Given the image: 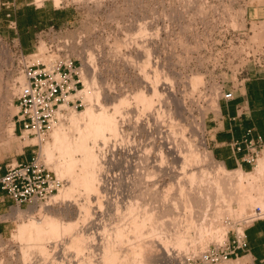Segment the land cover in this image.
Segmentation results:
<instances>
[{
	"label": "rangeland",
	"instance_id": "1",
	"mask_svg": "<svg viewBox=\"0 0 264 264\" xmlns=\"http://www.w3.org/2000/svg\"><path fill=\"white\" fill-rule=\"evenodd\" d=\"M9 1L12 0H0V6L3 7L2 4L8 3ZM25 1L27 3H31L32 4L31 7L46 6V10H49L48 12L49 16L51 15V17L48 19L50 21L33 29V33H32L33 46L31 44L28 45L24 44L23 51L25 52V54L30 55L36 52H40L42 54L41 56L45 58L46 53L48 52V48L50 47L51 44L57 46L61 41L69 40L71 42V51L82 62L83 69L81 68L80 70V76L82 70H84L86 73L89 72L87 74L90 75V77L92 76L91 78L94 79L93 80L94 83H95V79L97 81L94 84L95 88L94 85L92 87L93 90L95 91L98 90L95 92L97 93V95L94 94L95 99L93 100L94 101L93 104L95 103L94 105L97 106L98 111H101L100 107H102L104 112L105 111L107 112L108 110L109 112L107 113L110 115L113 113L112 115L114 116L116 115L115 111L116 112L118 111L116 110V108L117 109L122 108L123 109V110L121 109L122 111L126 110V113H124L119 109L118 111L119 113H117L115 117L116 120L119 119L118 121V123L120 122L119 126L122 125L120 126V128L121 127L122 129L125 128L124 129L125 132H127L128 134L131 133V136L129 135L130 137L129 138L128 134L123 132L124 130L122 131V129H120L119 131L120 133L112 132L111 134L110 132L107 131L106 134L108 140L107 143H106L107 140H105V138L100 137V139L103 141L98 139L97 142L98 148H95V151L97 152L98 155H99L98 151H100V156H102V158L103 157L106 158L103 159L101 158L100 161L99 158L98 161L100 163L98 161H97L98 163L97 162L96 163L98 164L97 166H100V164L103 162L101 164L102 168L98 167V170H101V172L104 175L106 174L104 177L106 180L105 179L103 180L106 183L105 187L106 188L108 187L107 190L105 188V192L103 194V196L105 195V197L104 198L102 197V200L104 201V199L106 198L105 199V203H106L108 198V201L113 203L112 197L114 196L113 205L114 207H117V210L115 211L113 210L112 212L108 211L109 212L108 215L106 214V218L108 220L107 223H106V218H104L105 221L104 219L97 221V222L101 221V223L99 222L98 224H96L97 228L98 227L100 228L102 226L104 229H102L101 227V229L98 228V230L100 231L94 229V231L91 232L92 236L90 234L89 237L93 241L91 242V240L89 239L86 241L88 242L87 244L85 243L86 245L83 243L86 247L88 246V248H86L83 245V250L81 249L83 252L78 254V250H76L77 248L73 244H67L65 247L63 245H58L57 247L58 250H57V248L50 243L51 245L48 244L49 253L44 256L41 255L42 253L38 250L37 246H35L34 243L31 246L30 243H28V241L27 244L25 242L26 240H22L18 238V233L20 229L19 226L21 224L24 225L28 223V221H30L32 218H37L39 220L40 217H42L45 214L53 215L54 217H57V219L59 218L60 220L64 219V221L73 220L74 221L73 223L75 222H76L75 224H77V222L79 223L77 225L78 227L80 226V228L83 227L85 223L89 221L91 222V220H87L86 222V219L84 218L85 215L82 212L80 214V211L83 208L82 205H85V203H87L86 199L88 197V192L85 193L87 189L84 186L76 185L77 188L75 187L74 189V191L76 190L75 193L73 194L74 197L71 195L70 197L67 198L62 195L63 193H61V190L62 192H64L63 189L68 190L73 184L72 182L73 176L70 174L72 176L71 178V176L68 174L69 176L66 175L67 177L65 176L63 179L60 178L61 186H59L57 191H54L52 196L47 201L23 205L20 208L14 206L9 210L6 209L0 212V223L2 225L3 224L6 225L5 231L2 232V234L0 235V264H29L30 262H31L30 264L33 263L59 264L62 258L65 264H69L68 262H70V264H75V263L77 264L80 261H83L82 264H104L103 263L104 260L102 259L103 258L102 253L104 247L103 245H105L106 242L109 243L108 241L110 240L108 235L110 234V231H108V229H112L110 234V237L112 236V239L110 240V243L113 245L115 241L113 248L115 249L116 247L115 250H117V252L119 251V255L121 254V257L123 256L122 257L123 259H121V263L120 261H118V264L123 263L126 254L129 255L128 257L126 255L127 264H129V262L130 264H139V263L162 264L161 261H159L160 263L154 261L156 262L154 263L153 260L151 261L149 257L147 259V257H145L144 255L141 257L138 252H137V255L139 254L138 257L136 256L134 257L132 255V252L134 255H136L134 251L135 248L136 251L139 250V246L138 249L136 247L137 240L133 239V237H135L133 233H129V231H127L126 233L127 237L131 235L132 237L130 238L134 240L131 241L129 237H128L129 239L127 238L126 241L128 245L129 242H131L130 243L131 246L130 245L128 246L125 243L126 241L124 240V238H126V235H124L123 237V242L122 239L120 238V242H122V245L121 243H119V237H118V241L116 240L117 239L115 233L116 225L122 224L123 215H124V220H126L125 214L126 215L130 214L129 212L130 210L128 208L126 210V205H128L126 203H129V201L131 200L130 197L133 198V201H135L134 203H138L139 201L141 202L142 200V203L146 204L145 206L146 209L147 207H149L148 199L150 198V194L149 193L147 194L146 192L145 194L147 196H145V194L143 193L144 197H142V193L139 191V189H137L138 188L137 186H133L134 189L131 188L132 187L131 179L132 178L134 179V177H136L135 173L137 169L141 171L139 165L140 160L138 159L137 156L141 152H144V150L145 152L149 151L148 153H151L150 151L154 150L153 148L154 144H155L154 146L158 144L156 147L161 148L162 146L161 137H164V139H166V137L167 139L170 137V139H168L170 140V142L166 141L167 139L165 141L167 142V144L172 143L171 146H173L172 147L173 149L179 148V151L181 149L182 150L188 149L187 145L190 147V143H191L192 144L191 147L193 146V148H196L198 151H201L202 154L204 153L211 154L212 152L208 148L207 139H206L209 119L211 114H217V115L219 114V103L222 102L221 91H222L223 83L226 82L224 88L225 91H229L231 89L230 84L227 83V81L231 79L230 75L228 74L229 73L228 66L226 65L227 56H223L222 53H218V51H223V50H217L215 48H212L210 45L205 46L199 41L201 39V36L203 38H211L210 36L212 34L209 32L210 28L206 26V28L202 29L201 32L194 31L192 28L195 22V16L191 13L186 14L183 12H237V14L239 15V21H238L239 27L246 26L247 18L246 20L243 19L241 17V13L244 14L245 12H248V22H252L253 30H255L256 36L259 38H263L264 22L259 23L258 21L264 20V18H260L261 13L253 14V12H264V0H61L60 5H56L54 0H18L17 5L21 6L20 4ZM54 9L55 12H53ZM6 13L5 12L0 13V17L4 21L6 20ZM18 17L19 19L20 18L24 19L25 18L24 12L21 14V16L18 14ZM50 27H54L55 34H53V36H42L43 34H41L40 32L42 30H47ZM194 39L198 41L197 44H195ZM6 41L7 40L0 35V166L11 162L10 159L17 158L19 154H22L23 152L28 153L30 150V151H34L33 157H37L39 155L40 162L47 167V170H50L53 173V175L56 176V178H58L55 169H53L54 167L53 162L58 160V162L65 163V160L67 158L64 159L65 156L62 154L63 149H60L62 148V145H60L61 147L57 145L56 148L54 146L52 147L53 149L51 148L52 150L51 152H53L52 155H54L53 158H55L54 161L52 160L53 162L52 161L49 162V164L51 165H49L48 162L46 163V159H44L45 156L43 155V150H42L43 146L47 142H51V141L53 142L52 136L55 131V128L58 125H61L62 123L64 124V126H66V127L63 126V133L65 135L70 134L69 135L70 138H72L73 136L72 134H74L73 137L77 138L79 132H77L78 130L75 128V125L72 124L73 122L62 120L60 117L61 115L60 113L59 120L57 121L55 127L51 130L49 136L44 141H41L38 138V136L35 135L26 138V140H22L19 138V134H17L15 130H13L14 127L13 125L15 124L14 123L15 119L13 118V116L17 113V108L14 101L18 93L17 92L18 87L15 88V80H20L17 74V64L14 61V56L17 50L13 47L11 48L9 44L6 43ZM84 63L85 64L87 63L86 64L87 66ZM88 63L90 65H88ZM90 72L94 73L95 77L93 74L91 75ZM198 76L202 78L200 79L198 78ZM191 78L192 79L198 78L201 80L199 82L202 83L200 84L198 82V85L199 84L200 85L196 86L197 88L194 89L193 87H195L194 85L196 84L193 85L191 83L192 82ZM157 79L159 82H157ZM190 79L191 81H188ZM188 82H190L191 85H189ZM153 85L156 87V88L154 87L155 90L153 89ZM84 88L85 87H81V89ZM142 93L144 94V97ZM139 95L142 98L139 99L140 97ZM147 96L152 98V99L150 98L148 99L153 101V105L151 103L149 107L145 106L146 108H144L143 105L145 102L142 99L147 98ZM99 97L100 100L98 99ZM83 100L85 101L84 102L85 106L81 107L78 111L86 110V104L91 105L90 103H92V101H86L85 99ZM98 100L99 103H97ZM123 100L125 102H123ZM151 106L152 107L154 106L153 107L154 109L151 108L153 112L150 110ZM103 107H105L106 109ZM143 108L146 109L148 113L146 110H143ZM147 108H149L150 112ZM142 110L145 112H143ZM120 111L123 113L124 116L126 114L127 115L131 114V116L129 115L130 117L126 115L127 118L128 117L131 118V121H129L124 116H121L122 113ZM64 113L65 112H63V114ZM132 118L134 120H132ZM135 119L138 120L139 122L141 120L140 124L142 126L140 124L135 125L134 123L138 124L137 121H135ZM157 120L163 123L161 124ZM172 120L175 122H172ZM148 122L150 123L148 124ZM152 123H154L155 125L153 126ZM169 123H171V125L172 123H175L174 124L175 126L173 125L172 128L170 127L171 129H169L168 128V126L170 125ZM129 124H131L132 127H130ZM133 126L135 127L137 126V127L135 128ZM143 126H145L147 130L144 129ZM149 126H151L150 127L151 130ZM134 129L135 130L137 129L136 131L139 132L137 133ZM159 129L161 130L162 133L169 134L168 135L169 137L166 134H162L161 136V134L157 131ZM163 129H165L166 131ZM131 130H134V132H136V137H135V133L133 134V131ZM170 130L171 132L167 133V131L169 132ZM121 133L122 134L124 133L123 136H120ZM152 133L155 135V137H153L154 135ZM126 134L128 138L125 136ZM113 136H117V137L115 138ZM140 136L142 137L140 138ZM146 136L147 138L149 136L150 137L149 139L154 138L153 141L154 140L156 141L153 142L151 140L152 141L151 142L147 138L145 139ZM134 137L136 138V141ZM118 139L120 140L123 139L124 143H121V141H119ZM143 139L145 143L143 142ZM184 139L188 141L185 142ZM125 140H127V142ZM174 140L177 142V144ZM137 142L138 143L140 142L139 143L140 145H138ZM173 142L175 144H173ZM105 143H106V147L104 145ZM136 143L138 146L135 145ZM160 143L161 146H159ZM91 144H93V140L91 141ZM119 144L121 145L124 144V146L129 144L126 147L129 150V153L127 155V157L129 158H127V160L126 157L124 159V156L122 154V147L124 146L120 148L121 145ZM170 144L167 145L166 147L164 146V148L158 149L157 153L159 155L160 153L161 155L162 153L164 154L162 155L164 159L161 158V156H159L160 157L159 159L163 160V165L165 166L167 165L166 167L180 168L182 167V163L175 162V159L173 157L174 150L169 148L171 147ZM130 145H132L133 148L135 147V149L131 148L132 146ZM141 145L143 147L146 146L147 147L143 149H138V147H142ZM39 146L41 148L40 151H39ZM99 146H101V150ZM102 148H104V150H102ZM130 149H132V151ZM108 150L109 152L107 153L106 151ZM111 151L113 153H111ZM175 151L179 152L178 150ZM114 153H115V157H117L116 159L114 157ZM76 155L79 160L81 159L78 164L80 168L79 167L77 168V166L75 167V170L77 169L76 171L78 172L82 170L81 167L83 166V162H82L83 156L81 153L80 154L78 153ZM263 156L264 154L260 155V157ZM104 159L106 162L104 161ZM124 160L127 162L129 161L128 165L127 162H125ZM103 164L106 165L104 166ZM168 164L170 166H168ZM202 164L203 167H207L210 170V172L213 173V175L218 173V169H219L218 167L220 164L215 160L214 156L210 160L204 158ZM126 165L128 166V168ZM256 166L257 164L251 167L249 170L247 171L244 170V171L252 172ZM125 169L127 170V176L132 177L131 179L126 177L127 179L131 180L129 187H127L128 185L125 184L127 181L124 182L126 179L122 181L123 183L121 184L119 183V181H121L120 179L123 171H126ZM78 173L75 172V174ZM157 177L155 178L156 181L158 182V186L161 191L163 190L168 191V188L173 189V191L171 190L170 192L175 191V187H176L175 182H173L172 185L169 178L159 177L158 179ZM221 177H224V175L223 176L221 175ZM246 183L248 184V182ZM142 187H143V192L144 189L146 191L145 184ZM135 189L137 190L135 191ZM58 194L60 195V198L58 196L57 200L54 199L53 201V197H55ZM110 194L112 197H110ZM139 194L141 195L140 197L142 198L139 197L138 200L136 201L135 198H137ZM106 195H108V197H106ZM62 196L64 197V200ZM123 198L126 201L123 200ZM96 200H97V196L93 195L90 201V203H92L91 205L93 206V208L95 207V210L98 209L99 207L98 205L100 204V201L97 200L96 202ZM116 200L119 203L118 205L119 208L117 206ZM144 201L147 203H144ZM122 204L125 207H123ZM47 206L49 207V209ZM260 207L263 209L261 205H256L255 207L253 206L251 208H248L247 210L248 214L244 215L242 218H240L241 216L238 217L236 215L230 216L231 218H229V215L225 217L223 216L219 219L220 221H218V227L213 229L212 230L213 232L211 231L205 234H202L201 231L200 233H198L199 230L196 231L194 227L190 229L192 225L185 219L184 222L182 223L183 225L181 224L182 225L181 227L182 228L184 227L183 230L185 229L188 230V231L185 230L184 232L188 237L185 239L186 242L184 243L185 245H183L180 248L176 247L177 251L173 249L174 250L173 252H175V254L173 253L174 257H172L173 262L175 264L176 263L177 264H207L206 262H203V256L206 253L218 252L219 254H221L223 251H226L229 242L232 241L237 234H239L240 236L243 235V233L246 230V227L249 226L250 224L248 222L249 221L248 219H250L251 214H253V212H258V209ZM121 210L125 211L126 213L124 214V212H122L121 214ZM19 211H20V215H19ZM115 212L117 213V215ZM113 213H115L116 218ZM129 216L130 215H127V219L129 218ZM120 220L122 222L119 223L118 221ZM111 221H113V223ZM102 222L104 223V225L107 224L108 226L106 225L105 228ZM110 222L112 223L114 228H111L112 225L110 224ZM185 223H187L188 226H186ZM106 230L108 232L107 234L105 233ZM225 230L227 231V233ZM53 231L55 232V230L50 231L51 234L50 232L49 233L47 232V235L49 234L52 235ZM218 231L220 233H218ZM103 232L105 235H102ZM55 234L56 232L54 233V235ZM206 234H209L210 236H206ZM217 234L218 235L220 234L219 235L220 238L219 237L217 238L218 236ZM98 235L100 236V238L101 236L103 237L106 236V237L105 239L103 238L100 239ZM204 235L208 237V240H206V237H204ZM201 237H204L206 241L204 240L203 242L202 241L203 239H201ZM218 239L220 241H218ZM102 242L104 243L102 244ZM89 243L90 244L92 243L93 249ZM26 245L28 246L29 252L26 248L27 247ZM100 245L102 250L100 248ZM29 246L33 247V249L30 250ZM89 247L91 248L89 249ZM128 247L129 248L131 247L130 251ZM32 250L33 252L31 253ZM140 251L141 250H139V252ZM25 253H28L30 257L27 254L24 255ZM57 256L62 257L61 260L60 258H57ZM134 259H136V261L138 262L136 263ZM234 260H238V259L229 258L228 261H223L216 264H237V263L239 264L240 260H238L239 262H234Z\"/></svg>",
	"mask_w": 264,
	"mask_h": 264
},
{
	"label": "bare ground",
	"instance_id": "2",
	"mask_svg": "<svg viewBox=\"0 0 264 264\" xmlns=\"http://www.w3.org/2000/svg\"><path fill=\"white\" fill-rule=\"evenodd\" d=\"M54 1H55L56 5H60L61 4V0H54ZM88 65H90V64L88 63ZM90 68H91V66H90ZM87 73H89V72H87ZM87 73L84 70H82L81 81H83L85 88L80 90L79 96H82L83 99H85L86 101H92V103H90L91 105H87L86 104V110H84V111H74L72 109H69L67 106H65L63 108L66 109V112L64 114L60 115L62 120L73 122L72 124L75 125V128L78 130L77 132H79V135L78 136L76 135L77 138L73 137L74 134H72L73 135L72 138L69 137L70 134L65 135L63 133L64 124L60 123L61 125H58L55 128V131L53 133V136H52L53 137V142L52 141L51 142H47L43 146L42 150H43V155L45 156L44 159H46V163L48 162V164H49V162H51L52 160L54 161V159H55V158H53L54 155H52L53 152H51L52 151L51 148L53 146L56 148L57 145H59V147H61L60 145H62V148H60V149H63L62 150L63 151L62 154L65 156L64 159H66V158L67 159L65 160V163L64 162L63 163L62 162H58V160H56L55 162L52 161L54 163V164L52 163L54 165L53 169H55L59 180H61L60 178L63 179L66 175H68V174L70 175L71 174L73 176V178H72V176L70 175L72 180H73L72 181L73 184H72V186L70 185L71 186L70 189H68V190L63 189L64 192H62V190H61V193H63L62 195L67 197V198L70 197L71 195L74 197L73 194L76 191V190L74 191L75 187L77 188L76 185L84 186L87 189L85 191V193L88 192V197L86 199L87 203H85V205H82L83 208L81 209L80 214L82 212L85 215L84 218L86 219V222H87V220H91V222L89 221V222L85 223V225H83V227L80 228V226L78 227V225H77V224H79L78 222H77V224H75L76 222L73 223L74 222L73 220L64 221V219L60 220L59 218L57 219V217H54L53 215L45 214L42 217H40L39 220L37 218H32L30 221H28V223H26L24 225L21 224L20 225L21 227L19 226L20 229H19V233H18V238L22 239V240H26L25 241L26 243L28 241V243H30L31 246L34 243L35 246H37L38 250L42 253L41 255H44V256L49 253L48 252V246H49L48 244H50V243L53 244L56 248L58 247V245H63L65 247L67 244H73L77 248L76 250H78V254L83 252L82 251L83 250V245L85 243L86 244L88 243L86 241L90 239L89 236H90L91 232L94 231V229L98 230V228H99V227L97 228L96 224H98L99 222L101 223V221H99V222H97V221L106 218V214L108 215L109 212H112L113 210L114 211L117 210V207H114V205H113V203H114V198L113 197L114 196L112 197L111 194H110V197H112V199H113V203L108 201V198H107V201H106L107 205H106V203H105V199L106 198L104 199V201L102 200V197L103 198L105 197V195L103 196V194L105 192L106 183L104 182L103 179H105L104 177H105L106 174L104 175L101 172V170H98V167L102 168L101 164L103 162L100 164V166H97L98 165L97 163L101 160L102 156H100V151H98V150L97 151H98L99 155L97 154V152L95 151V148H98V143L97 142H98V139H100V137L105 138V140H107V137H106L107 131L110 132L111 134H112V132L113 133L114 132L115 133H120L119 131H120V129H122V127L120 128V126H122V125L119 126V124H120V122L118 123L119 119L116 120L115 116L117 115V113H119L118 112L119 109L121 110L122 108H118V109L116 108V110H118V111L117 112L115 111V113H116L115 116L112 115L113 113L111 115L108 114L107 113V112H109L108 110H107V112L106 111L104 112L102 107H100L101 111H98L97 110V106L94 105L95 103L93 104V102H94L93 100L95 99L94 94L97 95V93H95V92L98 91V90L95 91V90L92 89L93 85L97 81L95 79V83H94V81H93L94 79L91 78L92 76L90 77V75H88ZM92 74L94 75V73H91V75ZM94 77H95V75H94ZM198 78L201 79L202 77L198 76ZM198 78H195V79L191 78L192 79L191 83L193 85L196 84V85H194L195 87L192 86L194 89L197 88L196 86H199L202 83V82L201 83L199 82L201 80L198 79ZM191 79L188 80V81H191ZM157 82H159L158 79H157ZM198 82L200 83L199 85H198ZM188 84L191 85L190 82H188ZM154 87L155 86L153 85V89H154ZM94 88H95V85H94ZM98 95H99V93H98ZM142 95L144 97L143 93H142ZM100 96H101V94H100ZM140 98H142V97L140 96L139 99ZM148 98H150V97L147 96V98L142 99L145 102L144 105H143L144 108L149 107L151 105V103L153 105V101L150 100L152 98H150V99H148ZM96 99H97V97H96ZM98 99L100 100V97ZM99 100H98L97 103H99ZM123 102H125V101L123 100ZM100 104H98V105H100ZM153 107L152 106L150 107L151 111H152L151 108H153ZM180 107H181V105H180ZM100 108H98V109H100ZM103 108H105V107H103ZM144 108H143V110H146ZM147 109L149 110V108H147ZM150 110H149V112H150ZM122 112L126 113V110L122 111ZM137 112H138V110H137ZM143 112H145V111H143ZM147 113H148V111H147ZM128 114H129V112H128ZM126 115L124 116L123 113H122L121 116H124L125 118H127V116H129V115L131 116V114H129L127 116ZM129 117L127 119L129 121H131V118H129ZM133 117H134V114H133ZM154 118H155V116H154ZM132 120H134V119L132 118ZM135 121H137V123H138V124L134 123L135 125H139L140 122H141V120L139 122L136 119H135ZM158 122L161 123V124L163 123V122H160V121H158ZM172 122H175V121L172 120ZM128 123H131V122H128ZM149 123L150 122H148V124ZM152 124H153V126L155 125L154 123H152ZM169 124L171 125V123H169ZM174 124L175 123H172V125L171 126L169 125L168 128L171 129ZM125 125H127V124H125ZM129 125H130V127H132L131 124H129ZM13 126H14L13 130H15V124ZM145 126H143L144 129H146ZM163 126H164V124H163ZM64 127H66V126H64ZM133 127H135V126H133ZM150 127L151 126H149V128ZM159 127H161V126H159ZM149 128H148V130H149ZM124 129H122V131ZM160 129L157 130V131L161 134V136H162V134H166V133H162L161 132L162 129L161 130ZM134 130H131V131H133V134L135 133V137H136V132L138 133L139 131H136L137 130L136 129L135 130L136 132H134ZM140 130H141V128H140ZM150 130H151V128H150ZM163 130H165V129H163ZM123 132H125V130ZM170 132H171V130L169 132L167 131V133H170ZM125 133H127V132H125ZM141 133H142V131H141ZM121 134H120V136H123L124 133L122 135ZM127 134L125 135L126 137H127ZM129 135L131 136V133L128 134V137H129ZM166 135L168 136L169 134H166ZM117 136H113V137L116 138ZM150 136H151V134H150ZM124 137H123V139H124ZM141 137L142 136H140V138ZM153 137H155V135ZM171 137H172V135H171ZM119 138H121V137H119ZM146 138H147V136L145 137V139ZM149 138L150 137L148 136L147 139L149 141H151V140L153 141V139H154V138L153 139H149ZM123 139L122 140L118 139V140L121 141V143H124ZM166 139H167V137H166ZM166 139H164V137H161L162 146H161V143L159 145V146H161V148H164V146L166 147L167 145L170 144L169 143L170 140H168V139H170V137L167 140ZM92 140H93V144H91ZM105 140H104V142H105ZM129 140H131V139H129ZM165 140L169 141L168 142L169 144H167V142ZM101 141H103V140H101ZM125 141L127 142V140H125ZM135 141H136V138H135ZM154 141H156V140H154ZM184 141L187 142L188 140L186 141L184 139ZM107 142H108V140L106 141V143ZM143 142H144V139H143ZM106 143L104 144L105 147H106ZM137 143L135 145H137ZM139 143H138V145H140ZM129 144H131V143H129ZM171 144H170V146H171ZM173 144H175V143L173 142ZM176 144H177V142H176ZM186 144H188V143H186ZM108 145H109V143H108ZM119 145H121V144H119ZM128 145L124 146V144H123V145L120 146V148L122 146H124V147H122V154L124 156V159L126 157V160H127V158H129V157H127L128 153H129V150L126 148ZM145 145H147V144H145ZM154 145H153V148L155 150V151L153 150L154 152L150 151L151 153H148L149 151L147 149L146 150L148 152H145V150H144V152H141L142 154L139 152L140 154L137 157L140 160V164L139 165H140L141 171L138 170V169H137L136 173L133 171L135 173L136 177H134V179L132 177H130V176L128 177L127 176V170L125 169L126 171H123L121 179H120L121 181H119V183L121 184V183H123L122 181H124L126 179L124 182L127 181L128 183L126 182L125 184L128 185L127 187H129L130 182L132 180V182H131L132 187L131 188L134 189L133 186H137L138 187L137 189H139V191L142 193V197H144L143 193L145 194L147 192V194L148 193L150 194V198L148 199V201H149L148 206L149 207H147V209L145 207L146 204H143L142 200H141V202L139 201L140 203L139 202L138 203H134L135 201H133V198L129 196L131 198V200L129 201V203H126L128 205H126V204L125 205H126V210H127V208L130 210L129 211L130 214H127V215H130V216L127 219V215L125 214L126 212L121 210V214H122V212H124L126 220H124V215H123V222L121 221L122 220L121 218H120L121 220L118 221L119 223L122 222V224H118L115 227V233H116V236H117L116 240L118 241V237H119V243H121V245H122V242H123V237H124V235H126L127 231H129V233H133L135 235V237H133L134 240L135 239L137 240V245L136 244L135 245H136L137 249H138V246H139V250H141V251L140 252H139V250L136 251L135 250L136 248H135L134 251H135L136 255H134L133 252H132V255L134 257L135 256L138 257V255L140 254L141 257L143 255L145 257H147V259L149 257V259H151V261L153 260V262L154 261H157V262L161 261L162 264H175L173 262V259H172V257H174L173 253L175 254V252H173V251L174 250L177 251L176 247L180 248L183 245H185L184 244V243H186L185 239L188 237L184 233L186 229L183 230L184 227L183 228L181 227L183 225L182 223L184 222L185 219H186V221H188L192 225L191 227L189 225L190 229L192 227H194V229L196 231L199 230L198 233H200V231H201L202 234H205V233L211 232L213 229L218 227V221H220L219 219L221 217H223V216L225 217V216L229 215V218H231L230 216H233V215L235 216L236 215L238 217L241 216L240 218H242L244 215L248 214L247 213L248 208H251L253 206L255 207L256 205H261L263 207V209H264V156L260 157L258 159L257 166L255 167V169L252 172H246L243 169L229 170L223 164L219 163L220 165L218 167L219 168L218 169V173L213 175V173L210 172V170L207 167H203L204 163L202 164L204 158L207 159V160L208 159L209 160L212 159V157H213L212 153L211 154L204 153L205 154L204 155V154L201 153V151H198L196 148H193V146L191 147V145H192L191 143H190V147L187 145L188 149H183V150L181 149L180 151H179V148L177 149V148L174 147L175 149H173L172 148L173 146H171L169 148L174 150L173 151L174 152V156L173 157L175 159V162H177V163L181 162L182 163V167H180V168H177V167L170 168V167H166L167 165L166 166L163 165V160L162 159L160 160L159 156H161V158H163L162 155H164V154L162 153V155H161V153H160V155H159L157 153V151H158V149L160 147L159 148L156 147L158 144L156 146H154ZM130 146H132V145H130ZM133 146H134V144H133ZM133 146L131 148H133ZM99 147H100V150H101V146H99ZM146 147L142 146V147H138V149H143V148H146ZM151 147H152V145H151ZM133 149H135V147ZM150 149H152V148H150ZM102 150H104V148H102ZM118 150H119V148H118ZM130 150L132 151V149H130ZM137 150H135V151H137ZM175 150H178L179 152H176ZM106 152L108 153L109 150L106 151ZM173 152H172V154H173ZM78 153L79 154L81 153L82 156H83V159H82L83 166L81 167V169H82V170H80L81 172L78 171L79 173L76 171L77 169L75 170L76 166H77V168L79 167L78 164H79V162L81 160V159L79 160L77 155H76ZM111 153H113V152L111 151ZM115 153H114V157H115ZM170 153H171V151H170ZM133 154H132V156H133ZM103 158H106V157H103ZM116 158L117 157H115V159ZM98 159H99V161H98ZM137 160H136V162H137ZM104 161H105V159H104ZM125 162H127V161H125ZM128 162H127V165H128ZM49 165H51V164H49ZM103 165L105 166L106 164H103ZM168 166H170V165L168 164ZM127 168H128V166H127ZM128 171H129V169H128ZM75 172L78 173V174H75ZM221 175L222 176L224 175V177H221ZM107 177H108V175H107ZM126 177L130 178V179L132 178V179L129 180ZM155 177H157L158 179H159V177L169 178L171 183H172V185H173V182H175V185H176L175 191L174 192H170L171 190L173 191L172 188L171 189L168 188V191L167 190L166 191H164V190L161 191L159 186H158V182L156 181ZM246 182H248V184ZM116 184H117V182H116ZM144 184H145L146 191L144 189V192H143V187L142 186H144ZM107 188H106V190H107ZM137 189H135V191ZM105 194H107V193H105ZM93 195L97 196V200L100 201V204L98 205L99 207L96 210H95V207L93 208V206L91 205L92 203H90L91 198H92ZM58 196L60 198V195L58 194L55 197H53V201H54V199L57 200ZM140 196H141L140 194H139L138 197L136 196L137 197V198H135L136 201L138 200V198ZM145 196H147V195L145 194ZM62 197H61V199H62ZM106 197H108V195H106ZM142 197H140V198H142ZM63 200H64V197H63ZM97 200H96V202H97ZM101 200H102V203H101ZM123 200H125V199L123 198ZM70 201H69V203H70ZM116 202H117V200H116ZM123 203H125V202H123ZM144 203H147V202L144 201ZM118 205H119V203L117 202V206ZM48 206H50V205H48ZM67 206H68V204H67ZM122 206H123V204H122ZM123 207H125V206H123ZM144 207H145V209H144ZM45 208H46V205H45ZM118 208H119V206H118ZM48 209H49V207H48ZM263 209L261 208L262 211H263ZM119 211H120V209H119ZM16 213H18V212H16ZM115 213H113V214L115 215ZM28 214H30V213H28ZM65 214H66V212H65ZM263 214H264V211H263ZM19 215H20V211H19ZM116 215H117V213H116ZM116 215H115V218H116ZM254 215H255V212H253V214H251L250 218L253 217ZM65 218H67V217H65ZM85 219H84V222H85ZM244 219H245V217H244ZM104 221H105V219H104ZM107 221L108 220L106 218V223H107ZM124 221H126V222H124ZM111 222L113 223V221H111ZM111 222H110V224L112 225ZM103 225H104V223H103ZM106 225L107 224L104 225L105 228H106ZM185 225L188 226L187 223H185ZM101 227L99 229H101ZM111 228H114L113 225H112ZM225 228H226V226H225ZM102 229H104V228L102 227ZM223 229H222V231H223ZM51 230H55L56 234L54 235L55 232L53 231L52 235H50L51 234V232H50ZM111 230L112 229H108V231H110V234H111ZM240 230H241V228H240ZM98 231H100V230H98ZM186 231H188V230H186ZM47 232L48 233L50 232V234L47 235ZM105 233L106 234L108 233L107 230H106ZM215 233H217V232H215ZM218 233H220V232L218 231ZM226 233H227V231H226ZM226 233H224V234H226ZM110 234H108V235H109V238L111 240L112 236L110 237ZM196 234H197V232H196ZM102 235H105L104 232H103ZM219 235L217 236V238L219 237ZM91 236H92V234H91ZM116 236H115V238H116ZM206 236H210V235L206 234ZM206 236L204 235V237H206ZM105 237L101 236V238H103V239H105ZM128 237L130 238L132 236L129 235ZM128 237L126 235V238H124V240L126 241ZM204 237H201V239H203L202 240L203 242L205 240ZM96 238H97V236H96ZM99 238H100V236H99ZM115 238H113V239H115ZM120 238L122 239V242H120ZM189 238H190V236H189ZM212 239H213V236H212ZM90 240H91V242L93 241L92 239H90ZM110 240L108 241L109 243L106 242L105 245H103L104 246L103 247V253H102V257H103L102 259L104 260L103 263L104 264H118V261H120V263H121V259H123L122 258L123 256L121 257V254L119 255V251L117 252V250H115L116 247H115V249L113 248L115 241H114V243L112 245L110 243ZM130 240L134 241V240H132V238H130ZM206 240H208V237H206ZM218 241H220V240L218 239ZM103 243L104 242H102V244ZM125 243H126V245H128L127 241ZM130 243L131 242H129V245L131 246ZM202 244H204V243H202ZM90 245L92 247V243ZM101 245H100V248H101ZM31 246H29L30 250L33 249V247H31ZM93 246H95V245H93ZM91 247H89V249ZM26 248L28 250V246ZM86 248H88V246ZM130 248H129V251L131 250ZM132 248H133V245H132ZM89 249H88V252H89ZM92 249H93V247H92ZM57 250H58V248H57ZM101 250H102V248H101ZM28 252H29V250H28ZM32 252H33V250L31 251V253ZM40 252H39V254H40ZM137 252L139 253L138 255H137ZM127 253H128V251H127ZM26 254L28 255V253H25L24 255H26ZM84 254H85V252H84ZM49 255H51V254H49ZM126 255H127V257L129 256L128 254H126ZM126 255H125V260H123L122 264L126 263ZM58 256H57V258H60V260H61L62 257H58ZM175 258H177V257H175ZM55 260H53V261H55ZM71 260H73V259H71ZM76 260H77V258H76ZM82 260H83V258H82ZM134 260L136 261V259H134ZM42 261H43V259H42ZM49 262H50V260H49ZM82 262L83 261H80L79 263L82 264ZM137 262L138 261H136V263ZM234 262H239V261L238 260H234ZM68 263L70 264V262H68ZM73 263H74V261H73ZM79 263H77V264H79ZM93 263H94V261H93ZM154 263H156V262H154ZM240 263H241V261L239 262V264ZM59 264H65L63 258L59 262ZM129 264H130V262H129Z\"/></svg>",
	"mask_w": 264,
	"mask_h": 264
},
{
	"label": "built area",
	"instance_id": "3",
	"mask_svg": "<svg viewBox=\"0 0 264 264\" xmlns=\"http://www.w3.org/2000/svg\"><path fill=\"white\" fill-rule=\"evenodd\" d=\"M183 13L195 16L192 28L194 31L201 32L206 26L210 28L211 38L201 36L199 40L203 45L223 50L218 53L227 56L226 65L231 77L227 83L231 89L225 91L224 82L221 93L223 99L233 100L235 93L240 92L250 80L252 71L264 70V37L256 36L252 22H248V12L241 13L243 19L247 18L245 27L238 26L237 12ZM7 18H11V12L7 14ZM14 27L16 28L15 24ZM40 33L42 36H53L55 30L54 27H50ZM194 42L198 43L195 39ZM6 43L17 50L14 61L20 80H15V88L18 87L14 101L17 108V113L13 116L15 128L16 126L19 128V138L22 140L35 135L44 141L55 127L60 113L62 115L66 112L63 107L78 111L85 106L84 100L79 96L81 87H84L80 76L82 62L71 51L69 40L61 41L57 46L51 44L45 58L40 52L25 54L23 47L17 42ZM234 149L236 152L245 150L244 160L254 166L260 155L264 154V140L261 137L246 139L243 142H236ZM0 185L20 208L23 205L47 201L61 186V181L47 170L38 155L26 163L8 164L5 175L0 179ZM263 215L259 208L248 222L252 224L264 219ZM233 240L238 248L228 245L226 251L221 254L206 253L203 262L216 264L228 261L229 258L239 259L238 250L246 246L245 232L242 236L237 234Z\"/></svg>",
	"mask_w": 264,
	"mask_h": 264
},
{
	"label": "crops",
	"instance_id": "4",
	"mask_svg": "<svg viewBox=\"0 0 264 264\" xmlns=\"http://www.w3.org/2000/svg\"><path fill=\"white\" fill-rule=\"evenodd\" d=\"M17 4L18 0H12L3 3V7L0 6V13L7 12L5 21L0 17V35L9 42H18L22 47L24 44L33 46V29L50 21L48 19L51 15L49 16L46 6L31 7L32 4L26 1L22 2L21 6ZM9 12L11 18H7ZM23 12L25 18L19 19L18 14L21 16ZM254 13H261L260 18H264V12ZM221 99L219 114H211L207 126L208 148L215 160L229 170L247 171L253 166L244 160L246 151L236 152L234 144L259 137L264 140V70L252 71L250 80L240 92L235 93L233 100ZM15 132L20 134L17 126ZM33 153L34 151L30 150L28 153L23 152L17 158L10 159L11 162L1 165L0 179L5 175L8 164L29 162L33 158ZM14 206H17L14 200L0 185V212ZM5 229L6 225L0 223V235ZM245 242L246 246L238 250V260L242 264H264V219L246 227ZM229 245L238 248L234 240L230 241Z\"/></svg>",
	"mask_w": 264,
	"mask_h": 264
}]
</instances>
